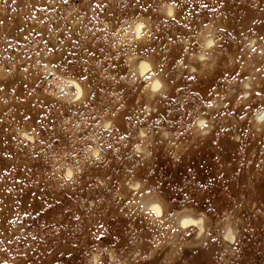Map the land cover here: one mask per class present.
<instances>
[{
    "label": "rangeland",
    "instance_id": "obj_1",
    "mask_svg": "<svg viewBox=\"0 0 264 264\" xmlns=\"http://www.w3.org/2000/svg\"><path fill=\"white\" fill-rule=\"evenodd\" d=\"M0 264H264V0H0Z\"/></svg>",
    "mask_w": 264,
    "mask_h": 264
},
{
    "label": "bare ground",
    "instance_id": "obj_2",
    "mask_svg": "<svg viewBox=\"0 0 264 264\" xmlns=\"http://www.w3.org/2000/svg\"><path fill=\"white\" fill-rule=\"evenodd\" d=\"M206 46H208V42H206ZM135 69L137 70V72L139 74H143L144 71L146 70V62L143 59H137L135 60ZM207 67H211L210 65H204L203 68L201 69H205ZM151 90H157V86H151L150 87ZM164 88V87H163ZM146 206L147 207H151V208H156L159 209L161 207L160 202L155 200V198L153 197L152 199H148L146 202Z\"/></svg>",
    "mask_w": 264,
    "mask_h": 264
}]
</instances>
